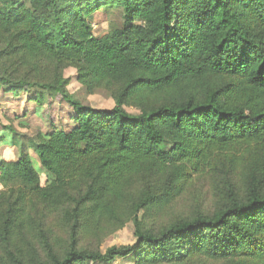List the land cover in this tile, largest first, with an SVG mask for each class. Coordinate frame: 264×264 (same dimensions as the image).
Masks as SVG:
<instances>
[{
	"label": "trees",
	"instance_id": "16d2710c",
	"mask_svg": "<svg viewBox=\"0 0 264 264\" xmlns=\"http://www.w3.org/2000/svg\"><path fill=\"white\" fill-rule=\"evenodd\" d=\"M105 8L123 22L97 36ZM69 67L90 94L110 89L114 107L76 99ZM0 89L73 109L67 127L8 128L22 144L17 160H0V264H264V0H0ZM219 172L229 189L213 212L144 225L142 210ZM237 172L243 191L228 178ZM95 218L133 221L135 243L80 246Z\"/></svg>",
	"mask_w": 264,
	"mask_h": 264
},
{
	"label": "rangeland",
	"instance_id": "374dc122",
	"mask_svg": "<svg viewBox=\"0 0 264 264\" xmlns=\"http://www.w3.org/2000/svg\"><path fill=\"white\" fill-rule=\"evenodd\" d=\"M92 21L94 34L101 36L122 25L123 13L118 8L101 9L94 14ZM64 75L70 81L68 86L69 92L83 104L96 109H110L114 107L115 99L110 89L101 87L95 89L93 94H90L86 86L79 81L78 72L75 67L65 69ZM29 98V95L25 92L17 96L13 92L5 93L0 89V154L2 155L9 148V150H13V146L11 145L13 142L17 147H20L22 144L21 138L9 130V126L15 132L34 135L38 131L46 132L49 130L51 123L64 127L69 125L73 109L66 101L61 98L49 99L44 106H39ZM126 109L132 113L140 112L134 106H127ZM36 159L39 161L35 153L33 161ZM34 165L40 173L42 184H48L52 180V176L42 168L41 163L38 165L36 162ZM224 178L225 172L194 174L185 185L183 192L166 203L162 208L157 207L156 209L155 207H151L147 211H141L140 217L144 221V225L146 227H160L178 218L191 215L197 210H202L206 213L213 212L223 199H226V195H228L229 187H227L228 183H224ZM228 178L232 179L233 184L236 185L239 191H243L244 181L242 173L237 172L232 174V176L229 174ZM140 183L142 182H136L134 186L135 191L139 189ZM97 221H99L98 226L95 223ZM55 226L58 236L66 240L68 237L66 226L60 222L56 225V221ZM134 233L135 226L133 221H127L124 226L120 227V223L108 218L100 220L95 218L84 229L80 237V246L90 249H100L105 252L108 247L113 245L120 246L135 243L136 237ZM88 264L104 263L89 262ZM111 264H135V257L131 255L127 258H117ZM175 264L221 263L196 257L188 262Z\"/></svg>",
	"mask_w": 264,
	"mask_h": 264
},
{
	"label": "crops",
	"instance_id": "0c3cea01",
	"mask_svg": "<svg viewBox=\"0 0 264 264\" xmlns=\"http://www.w3.org/2000/svg\"><path fill=\"white\" fill-rule=\"evenodd\" d=\"M5 143H6V141H5ZM12 146H13V150H9V152H8V150L7 151H5V154L4 155H2V154H0V156H2V157H0V160H7V161H14V160H17L18 159V157H19V151H20V148L19 147H17L16 146V144L13 142L12 144H11ZM33 150H31L30 151V154H31V157H32V159L34 158V154H35V152H34V154H33V152H32ZM38 163V165H39V163H40V161H38L37 159L36 160H34L33 161V163L35 164V163ZM36 167V166H35ZM2 189V185L0 184V190Z\"/></svg>",
	"mask_w": 264,
	"mask_h": 264
}]
</instances>
